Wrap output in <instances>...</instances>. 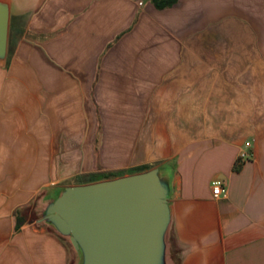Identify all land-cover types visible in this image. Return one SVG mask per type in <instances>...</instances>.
Here are the masks:
<instances>
[{
	"label": "crops",
	"instance_id": "1",
	"mask_svg": "<svg viewBox=\"0 0 264 264\" xmlns=\"http://www.w3.org/2000/svg\"><path fill=\"white\" fill-rule=\"evenodd\" d=\"M9 3L0 264H69L66 242L21 212L40 192L26 155L89 156L92 139L122 174L169 162L179 264H264V0Z\"/></svg>",
	"mask_w": 264,
	"mask_h": 264
},
{
	"label": "water",
	"instance_id": "2",
	"mask_svg": "<svg viewBox=\"0 0 264 264\" xmlns=\"http://www.w3.org/2000/svg\"><path fill=\"white\" fill-rule=\"evenodd\" d=\"M9 0H0V65L6 60ZM177 188L167 161L86 182L50 185L22 207L27 221L68 245L69 264H179L171 233Z\"/></svg>",
	"mask_w": 264,
	"mask_h": 264
},
{
	"label": "rangeland",
	"instance_id": "3",
	"mask_svg": "<svg viewBox=\"0 0 264 264\" xmlns=\"http://www.w3.org/2000/svg\"><path fill=\"white\" fill-rule=\"evenodd\" d=\"M13 35V30H9L10 39ZM97 148L98 140L92 139L91 153L89 156H71L61 153L42 156L26 155V177L30 179V176L36 173L38 176L36 181L39 182L37 188L40 189L39 191H42L50 185L75 183L79 179L78 176L82 174L88 176L89 173H92L94 176H100L106 171H113L115 173L123 171L115 166H104L101 162H99ZM59 150L61 149H58V153ZM14 159L15 156L12 155H0V163L4 162L10 164L14 162ZM40 164L41 166H39ZM7 172L8 171H5V173Z\"/></svg>",
	"mask_w": 264,
	"mask_h": 264
},
{
	"label": "trees",
	"instance_id": "4",
	"mask_svg": "<svg viewBox=\"0 0 264 264\" xmlns=\"http://www.w3.org/2000/svg\"><path fill=\"white\" fill-rule=\"evenodd\" d=\"M174 0H159V4H169L171 2H173ZM150 165L149 164H141V165H137L135 166L134 168H132L130 171L133 172V171H139V170H143V169H146V168H149ZM119 174H122V172H113V171H106V172H103L100 176H94L92 173L91 174H88V176H85V175H79V179L77 182H86V181H91V180H96V179H101V178H106V177H112V176H116V175H119ZM16 213H17V222L20 223L24 220V217H22V215H19L20 213V210L19 209H16Z\"/></svg>",
	"mask_w": 264,
	"mask_h": 264
},
{
	"label": "built area",
	"instance_id": "5",
	"mask_svg": "<svg viewBox=\"0 0 264 264\" xmlns=\"http://www.w3.org/2000/svg\"><path fill=\"white\" fill-rule=\"evenodd\" d=\"M247 156L248 152L245 149L240 150L236 163H241L245 158H247ZM211 190L214 196H219L226 194L227 188L221 178H214L211 180Z\"/></svg>",
	"mask_w": 264,
	"mask_h": 264
}]
</instances>
